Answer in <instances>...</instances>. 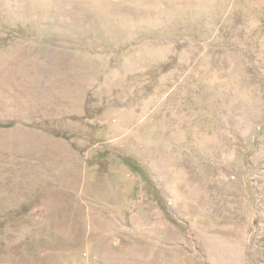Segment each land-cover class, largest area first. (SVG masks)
I'll list each match as a JSON object with an SVG mask.
<instances>
[{"label":"rangeland","instance_id":"rangeland-1","mask_svg":"<svg viewBox=\"0 0 264 264\" xmlns=\"http://www.w3.org/2000/svg\"><path fill=\"white\" fill-rule=\"evenodd\" d=\"M0 264H264V0H0Z\"/></svg>","mask_w":264,"mask_h":264},{"label":"bare ground","instance_id":"bare-ground-1","mask_svg":"<svg viewBox=\"0 0 264 264\" xmlns=\"http://www.w3.org/2000/svg\"><path fill=\"white\" fill-rule=\"evenodd\" d=\"M21 15V14H20Z\"/></svg>","mask_w":264,"mask_h":264}]
</instances>
